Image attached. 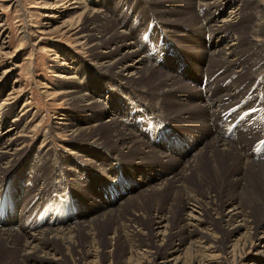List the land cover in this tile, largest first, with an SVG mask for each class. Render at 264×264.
Returning a JSON list of instances; mask_svg holds the SVG:
<instances>
[{
    "label": "bare ground",
    "instance_id": "6f19581e",
    "mask_svg": "<svg viewBox=\"0 0 264 264\" xmlns=\"http://www.w3.org/2000/svg\"><path fill=\"white\" fill-rule=\"evenodd\" d=\"M154 1L163 3V0ZM97 3V6L86 7L82 0H53L51 11L46 15L51 20L61 19V17L66 18L70 15H73L74 19L77 17L78 21L84 19L85 24H87L86 27L82 28L83 30L77 27L73 31V35L77 38L76 45L83 48L85 53L97 52L95 58L87 60V67L82 77L80 68L72 64L75 62L74 60L68 63L66 57L61 59L56 53L52 54L53 59L56 58L61 61L56 64L60 72L58 78L64 86V89L58 94L60 99L68 104L74 103L82 107L85 113L90 112L93 106H96L99 111L98 118L90 126L78 128L71 123L57 124L61 127L56 128V130L65 132V139L70 142L76 140L82 131L87 132L90 129L97 130V128L105 131L110 130L107 146H103L102 143L104 142L96 135L88 142L89 149L98 150L101 147L108 149L103 151L100 159L94 162V165H97L102 172L99 181L103 182H99V184L103 193L108 192L107 195H110L114 185H120L122 182L119 180L121 174H118L119 172L118 175L114 173L116 168L121 170L117 167L120 158L130 156L136 160L138 165L134 164L126 173L136 177L135 184L138 185V189L128 185L123 190L125 193L131 195L133 192L140 190V192L144 191V194L146 193L143 195L145 198L159 196L169 189L174 197L182 192L185 197L186 208L183 210V217L178 224L180 233L174 236V232L172 236L176 238V242L174 243V240H172L170 247L163 249L165 243H168L167 238L157 233L152 237L155 251L144 249L143 252L141 251L142 253H137L142 257L134 256V259L128 260L124 264H149L150 262L153 264H190L189 261L199 256V254L201 257L195 261V264H216L212 258L216 253L214 250L224 245L222 236L226 234L228 238H232L240 228L245 229L244 238L239 241L242 242L241 247L245 246L251 251H256L251 255H245L246 260L255 261L254 264H264V220L260 221L259 216L254 218L250 214V206L257 204L260 199L259 195L253 193L255 190L251 186V179L254 175L264 173V162L255 163V160L264 161V51L258 55L251 68L247 67L246 63L243 62L244 60L235 57L237 53L243 50V47L236 42L233 25L239 23L245 12L244 0H192L187 5V7H193V9L189 10L185 16L196 26V35L206 41L207 48L196 46L194 40L191 44H184V47H188L192 51V56L203 57L204 64L192 68L188 62L182 60L185 65L180 68L181 65L175 62L176 57L172 56V66L175 73L178 74L175 77L159 70L156 71L157 75H154L153 71L156 68L150 58L155 59L154 56L156 55L154 50H150L151 48L148 52L142 48L141 39L144 36L141 35L137 39L138 41L134 40L136 31H138L137 28L130 24L127 27H122L126 20L124 18L109 19L104 4ZM226 7H231V12L224 13ZM220 14H222L221 17H219ZM262 21L263 18H259L258 23L261 24ZM62 22V28L69 26L68 19ZM152 23L155 25V30H162L169 37L167 35L170 31L168 29L169 25L166 28V23L164 25L162 21ZM148 24L150 23H147L142 31L143 35L148 31ZM116 25L121 27L123 31L117 32ZM155 30L150 33L152 39H154L153 33ZM4 32L5 29L0 24V62L11 58L8 55L9 53L4 50L8 46L4 40ZM257 32L264 34L262 28H258ZM128 39L131 41L128 42ZM224 41L227 43L222 45ZM173 42L175 46H180L178 39ZM182 61H179V63ZM219 65L221 67L215 70ZM12 66L16 67L17 65L8 66L2 74V78L7 76ZM246 70H249L247 73L250 75L247 74L244 79L242 78L243 80H229L231 81L230 86L224 85L229 77L239 76L241 72ZM91 74L94 78L98 76L105 77V81L112 84L113 89H111L113 92H110L111 90L105 88V86L104 89L107 94L101 98H96L98 93L93 94L84 86V83L89 82L88 77ZM158 75H162V79H157ZM106 76L110 77L106 78ZM134 79L145 80L152 86L151 89L147 87H140L137 91L127 89L126 86ZM178 81H184L183 85ZM186 82L187 84H185ZM220 83L224 84L218 89ZM176 86H180V88L175 90ZM150 93H153L154 96H151ZM20 94L19 90L11 85L9 91L0 98V216L3 219L5 217L8 222L9 219L6 216H10V209L21 202V193L13 188L9 190L11 188L8 186L4 189L2 187L9 184L13 177L17 181L25 179L26 184L24 186H28L31 178L27 177V179L25 177V167L30 170L33 169L32 172L41 170L31 160H28L24 166L20 162L17 163L19 155L27 147L28 141L34 138L35 129L39 124L34 125L33 122L31 123L36 115L29 108L30 102L25 101L20 108L18 107ZM127 95L138 98V103L143 107L139 108V113L135 111L124 113L119 117V113L127 108L126 103L129 101ZM117 106L118 108H116ZM128 109L131 108L128 107ZM89 112H87L88 115ZM164 112H170L169 118L175 119L172 126H174V122L178 125L174 128H168L164 124L167 122L166 116L163 115ZM197 113L200 117L199 121L192 117ZM130 115L134 116L131 117ZM25 116H30L31 120L23 123ZM52 118L58 119L54 116ZM146 119L153 120L152 125L145 126ZM222 122L223 125L220 127L219 125ZM238 122L242 125L239 133L228 137L232 134ZM242 122L245 123L242 124ZM6 125H9V129L4 130ZM127 125H131L130 128ZM186 125L194 127L207 126L209 130L212 127L213 132L210 130L209 135L194 140L192 133L186 136L185 132L178 130ZM152 131H155L158 135L153 136ZM48 139V131H46L39 142V165L48 156V149L45 148ZM257 140L260 141L256 143ZM193 151H195V154ZM171 156L174 157L176 161L174 166L178 169L173 173L170 169L166 170L164 168L165 172L163 173H166V179L162 180L156 174L153 163L167 166L169 159L170 161L172 159ZM16 164L20 166L16 167ZM206 166L209 167V173L206 171ZM17 170L19 174L16 175ZM77 173L75 171L73 175ZM196 177L202 184L204 196L207 198L205 201L209 214L208 219L198 217V215L201 216L200 207H202V204L198 199L197 191L189 186V181ZM149 178H154L156 183L149 185ZM69 179L77 184L79 177ZM213 179L216 181L220 179V184L218 188L215 187V191H217L218 196H226L224 202L215 200L214 191H212L214 188ZM43 180H45L44 177L38 178L40 187L36 193L31 191L27 194L28 190L25 191V194H27L26 199L23 204L21 202V208L18 210L19 218L16 224H24L27 219H30V222L26 223L28 225L24 228L19 226V230L17 226L8 230V232L21 234V254L29 264H42L41 261L43 260L40 259L42 256L39 254L44 253L45 256L43 257H46L48 251H54L53 244L56 242L65 248L72 247L71 249L74 252L75 238L82 234H91L100 222L115 223L116 221H124L123 224H136V215L134 217L126 216L128 214H126L123 207L128 202L126 201L121 203L123 205L119 207L120 209L116 208L115 211L105 212L106 214L103 213L105 215L102 216L101 214V218L89 220L88 222L80 217L84 221L60 223L66 220L63 217L58 218L55 212H49V214L47 212L46 217L50 222L46 221L45 223L51 224L50 227L34 229V227H42V223L35 222L36 225L34 226L31 220L39 215V209L49 199L48 194L54 191L57 192L56 190L46 192L44 185L46 186L47 183L44 184ZM59 182V179H52L49 183L52 185V183ZM110 184H112L111 188ZM107 186H109L110 191H108L109 188H106ZM236 188L242 190L240 197L234 194ZM8 193L10 194L9 197ZM138 194H135L133 199ZM126 195L120 196L121 202L122 199L127 198ZM248 197H253L254 204ZM66 200L63 199L60 205L66 203L69 205L67 215L68 220H70V212L73 213L75 208H72L71 202ZM44 206L45 204L43 208ZM55 206L52 207L55 208ZM47 208L44 210H47ZM248 216L251 218L249 221L246 218ZM155 217L157 225L168 221L167 213L157 212ZM126 219L127 221H125ZM10 222L12 223L13 219ZM52 224L69 225H60L59 227L54 225L55 227H52ZM213 226L219 229L222 235L221 238L220 236L213 237V234L210 233ZM1 229L0 241L8 247L14 237L6 233L3 228ZM130 233L132 232L130 231ZM127 237H123L126 242L130 241ZM235 247V244H228L225 247L226 253L232 255ZM94 249L91 247L84 254L87 257L95 258L98 256V251ZM78 254L80 256L75 254L76 258H82L83 253L78 252ZM186 257L189 258L187 261ZM217 264L222 263L217 262Z\"/></svg>",
    "mask_w": 264,
    "mask_h": 264
},
{
    "label": "rangeland",
    "instance_id": "374dc122",
    "mask_svg": "<svg viewBox=\"0 0 264 264\" xmlns=\"http://www.w3.org/2000/svg\"><path fill=\"white\" fill-rule=\"evenodd\" d=\"M82 1L86 5V7L97 6V2H99V4L103 3L106 9L107 17L109 19L124 18L126 19L125 22L127 21V23L124 22V25H122V27H127V25L130 24L131 26L137 28L138 31H136V38L133 39L137 40L141 35L142 37L144 36L143 39H141L142 48L146 49L147 52L149 48H151L150 50H154V54L156 55L154 56L155 59H153V57L150 58V61L154 63L156 68L153 71L154 75H157L156 71L159 70L169 74L170 76H178L172 66V56L176 57L175 62L181 65L180 68L185 65L184 61L188 62L189 65L192 66V68L204 64L203 57L194 55L192 56V51H190L188 47H184V44H191L194 40L196 46H205V48H207L206 41L196 35V26L185 16V14L189 10L193 9V7H187V5L192 2V0H163V3H158L154 0ZM52 3L53 0H0V24L5 29L4 40L6 42V45H8L4 50L9 53L8 55L11 56V58L0 62V77L8 68V66H11L13 64L17 65L16 67H11V71L7 74L6 77L0 78V98L9 91L11 85H14L15 88L18 89L21 93L18 107L20 108L25 101L30 102L29 108L31 112L35 113L36 116L32 120L30 116H25L23 118V123L31 120V123L33 122L34 125L37 123L39 124L35 129L36 133L34 138L28 141L27 147L23 150V153H20L17 163L20 162L22 166H24L28 160H31L41 169L38 172H32L33 169L30 170L29 168L25 167V177L31 178V182H29L28 186H24V184H26L25 179L23 181H17L15 177H11V182L4 185L2 189L8 186L9 188H11H8L9 190H12L13 188L14 190L19 191L21 193L20 198L22 204L24 203L27 194H29L31 191L33 193H36L38 191V188L40 187L38 178L40 177H44L45 180H43V183L48 184H46V186L44 185V189L46 192L49 193L52 190L57 191L48 194L49 199L44 203V208L43 204L39 209V215H37L36 218L33 217V220H31L32 223H34V226L36 225L35 222L42 223V227H34V229H43L46 227H50L49 225L51 224L45 223L46 221H49L46 217L47 212L48 214L49 212H55V215L58 216V218L61 219L63 217V219L66 220L60 223H71L77 220L84 221V219L88 222L89 220H95L96 218L99 219L106 213L115 211L116 208L120 209L119 207L123 205L121 203L126 201L128 202H126V204L123 206L126 214H128L126 216H137L135 217L137 220L136 224H123L124 221H116L115 223L100 222V224L96 227V230L93 229L94 231L91 232V234H82L76 237L74 249L75 251L79 250L78 252L83 253L82 258H76L75 254L79 256L80 254L75 251L73 252L71 249L72 247L65 248L57 242L54 243V251H48L46 257H43L45 256L43 255L44 253L39 254L42 256L40 258L41 260H43L41 261L42 264H124L128 260L134 259V256L142 257V255H137V253H142L144 249L155 251V245L153 244L152 237L157 233L167 238L168 243H165V248H163L167 249V247H170V243L172 242V240H174V243L176 242V238L172 237L173 233L175 232L174 236L180 233L178 224L180 222V219L183 217V210L186 208L183 192L174 197L173 195H171L168 189L159 196H148L145 198L143 197V195L146 194H144V191L140 192V190H137L131 195L127 192L125 193V191L123 190L126 189L128 185L137 187L138 189V185L135 184L136 177L130 175L129 173H126V171L130 170V168H132L134 164H138H136V160L128 156L127 158H120V162L118 163L119 165L117 167L121 168V170L115 167L116 171L114 174H117L119 172L118 174H121L119 180H121L122 182H118L120 183V185L118 186L114 185L113 189L115 190L112 189L110 195H107L108 192L103 193V191L101 190L102 188L99 184V182H103L99 181L102 172L97 165H94V162L99 160L100 156L103 154V151H106L108 149L103 147L99 148L98 150L89 149L88 142L94 135H96L99 137V139L102 140V142H104L102 143V145L107 146L110 137V130L105 131L97 128V130L90 129L87 132L82 131L80 132L79 137L71 142L65 139V132L56 130V128L61 127L57 124L71 123L72 125H74V127L78 128H83V126H90V124H92L93 121L98 118L99 111L96 106H93L90 112L87 111L89 112L88 115L87 112H84L82 107L77 106L74 103L68 104L63 99H60V96H58L59 92L64 89L62 81L58 78L60 76V72L56 65L57 62L61 61L57 60L56 58L53 59L52 54L56 53L58 56H60L61 59H64L66 57V61L68 63L74 60L75 62L72 64L80 68L82 77L87 67V60L89 58H95L97 52L85 53V50H83V48L76 45L77 38L75 35H73V31L77 27L81 29H84V27H86L87 24H85L84 19L78 21L77 17H75L76 19H74V16L70 15L66 18L61 17V19L57 18L56 20H51L50 18H48V16H46L48 15V12L51 11ZM244 4L246 8L241 20L238 24L233 25V30L236 34L237 39L236 42L237 44H241V46L243 47V50L237 53L235 57L244 60L243 62L246 63L247 67L251 68L253 67V62L256 61L258 55L262 54V52L264 51V34L257 32L258 28H262L264 30V0H244ZM229 12H231V7H226L224 13ZM194 14L197 15L196 12H194ZM221 16L222 14H220L219 17ZM259 18H263L261 24L258 23ZM65 19L69 20V26L62 28V21H64ZM159 21H162L164 25L166 23V28H168L167 26L169 25L168 29H170V31L167 35L170 38L167 37L162 30H155V25L152 22ZM147 23H150L147 26V28H149L147 33L143 35L142 31L145 29ZM138 27H140V29H138ZM116 29L117 32L123 31V29H121V27L117 25ZM154 30V39H152L150 33H152V31ZM175 39H178L180 41V46H175L173 42L175 41ZM129 41L131 40L128 39V42ZM226 43L227 42L224 41L222 45ZM110 46L111 44L109 45V47ZM184 57H186L187 59H185ZM179 61H182L183 63H179ZM220 67V65L217 66L215 70L219 69ZM248 71L249 70H246V73L241 72L239 76L235 75L233 77H229L227 79L228 81L225 84H219L218 89L223 84H227L229 87L231 83V81L229 80H243L247 74L250 75L249 73H247ZM221 74L223 75V73ZM107 77L110 76H106V78ZM88 78L89 82L84 83V86L87 87L93 94L98 93L96 94V98H101L102 96H105L107 94L106 90L104 89L105 86V88H109L111 90L110 92H113L112 84L106 82L105 77L98 76L94 78L93 74H91ZM157 79H162V75H158ZM184 81L178 82L183 85L182 83H184ZM185 84H187V82ZM126 87L129 90L137 91V89L140 87H147L148 89H151L152 86L143 79H134L130 81V84H128ZM179 88L180 86H176L175 90H178ZM199 93L202 94L200 91ZM150 94L151 96H154L153 93ZM127 96L129 97V101L126 103L127 108L122 113H119V117H121L124 113L127 114L134 111L138 112L139 108L143 107V105L138 103V98H132L131 95ZM128 107L131 109H128ZM116 108H118V106ZM169 113L170 112H164L163 114L167 119V122H165L164 124L168 128H174L178 125V123L174 122V126H172L173 120L175 119L169 118ZM53 116L57 117L58 119H53ZM130 116L133 117L134 115ZM192 117L193 119L199 121L200 117L198 113ZM152 121L153 120L151 119H146L145 126L152 125ZM244 123L245 122H242V124ZM222 125L223 122L219 126L222 127ZM130 126L131 125H127V127L129 128ZM241 127V123L239 124L238 122L234 131L231 135H228V137L239 133ZM7 129H9V125H6L4 127V130ZM178 130L185 132L186 136L192 133L194 136V140H199L204 136L209 135L210 130L213 132L212 127L209 130L207 126L194 127L190 125H186L184 127L182 126V129ZM46 131H48L49 137V139L47 140V145L45 147L48 149V156L46 160H42V164L39 165V142L41 141L42 136ZM152 135L156 136L158 134L155 131H152ZM180 138L183 139V137ZM258 141L260 140H257L256 143ZM193 153L195 154V151H193ZM171 157L172 159L171 161L169 159V163H167V166L161 165L159 163H153V167L156 168V174L162 180L166 179V173H163L165 172V169H170V171L173 173L178 169V167L176 169V166H174V164H176L174 157ZM262 162L264 161L255 160V163ZM18 166L20 165L16 164V167ZM73 171H77L78 173L73 175ZM206 171H208L209 173V167L207 166ZM15 174H19V171ZM16 177L18 178V176ZM68 177H79L78 183L75 184L76 182H71ZM52 179H59L60 182L52 183L51 185V183L49 182ZM148 181L149 185H154L156 183V181H154V178H149ZM219 184L220 179H218V181L213 179V195L215 196L216 201L222 200L224 202V200H226V196H218L217 191H215V187L218 188ZM109 186L111 188L112 184H110ZM109 186H107L106 188L108 189ZM189 186L193 188V190L197 191L198 199L200 200V204H202V207H200L201 216L198 215V217L200 219H208L209 214L206 209L207 203L205 201L207 200V198L204 196V188L202 184H200L199 180L196 177L192 178L189 181ZM251 186L255 190V192L253 193L259 195L260 199L257 204H254L253 197H248V199L254 204L250 206V214L254 218H257L259 216V220L263 221L264 173L254 175L251 179ZM110 188L108 189V191H110ZM25 191H27V194H25ZM241 191V189L236 188L234 194L240 197L242 193ZM63 193H65L66 195H64ZM137 193H139L138 196L133 199V197ZM124 194H127L126 197L128 199L124 198L125 200L122 199L123 201L121 202L120 196H123ZM230 194H232V192H230ZM9 196L10 194L8 193V197ZM63 199H67V202L70 201L71 207L75 208V210L73 211L75 216L72 212H70V220H68L67 215V212H69V205L67 203L60 205ZM21 202L16 207L10 209L9 214L11 217L9 215L6 216L7 219H9V222L5 217L4 219L0 217V230H2L1 228H3L6 233L14 237L8 247L4 246L0 241V264H29L21 254V234L8 232L9 229H13L16 226L18 227V230L19 226H21L20 228H24L28 225L26 223L30 222V219H27L24 224H16L19 218L18 210L19 208H21ZM53 205H56L55 208L52 207ZM46 207H48L47 210H44ZM245 207L247 208L248 206ZM157 212H163L164 214L167 213L168 221L164 224L157 225L155 223V214ZM148 215L150 216L149 218ZM80 217H83L84 219H80ZM246 218H248V221L251 219L249 216ZM12 219L13 222L11 223L10 221ZM125 221H127V219ZM54 225H57V227H59L60 225L66 226L69 224H52V227H55ZM130 231L132 233H130ZM210 233L213 234V237L220 236L221 238L222 236L219 232V229L217 227L215 228L214 226ZM124 234L126 237H129L128 240H130L132 244L130 243V241L126 242V240H124ZM244 235V228L238 229L237 234L232 238H228L226 234L223 235L222 237L224 245L214 250V252H216L214 253L215 256L212 258L214 263L217 264V262H220L222 264H251L252 262V264H254L255 261H247L245 255H251L256 251H251V249H248L245 246L241 247L242 242H239L242 238H244ZM228 244H235L236 246L233 250L232 255H228L225 251V247L228 246ZM91 247L92 249L96 247L95 249L96 251H98V256L95 258H90L89 256L87 257V255L84 254V252L91 249ZM200 257L201 255L199 254V256L192 258L191 261H189L190 264H195V261ZM187 259L189 258L186 257V261ZM149 264L153 263L150 262Z\"/></svg>",
    "mask_w": 264,
    "mask_h": 264
}]
</instances>
